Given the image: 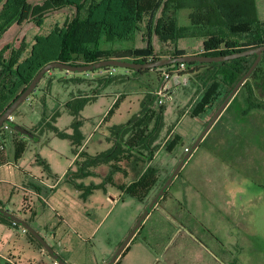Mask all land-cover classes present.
I'll use <instances>...</instances> for the list:
<instances>
[{
    "label": "rangeland",
    "instance_id": "1",
    "mask_svg": "<svg viewBox=\"0 0 264 264\" xmlns=\"http://www.w3.org/2000/svg\"><path fill=\"white\" fill-rule=\"evenodd\" d=\"M29 2L35 5L42 0ZM257 6L259 17L264 21V0H257ZM75 13L74 8L49 13L42 26L34 20L23 25L14 24L6 38L2 40L8 31L0 38V54L3 53V59L7 61L12 49L25 46L21 61L25 60L37 37L48 35L56 25L63 26L68 19L75 17ZM189 13V9L178 11V27L190 25ZM160 15L161 9L147 16L141 32L133 40L103 43L101 48L122 54L138 49L141 50L138 56L141 59L152 57L148 54L149 43L154 56L160 59L171 58L176 50L185 55L202 53V39H180L177 45L161 42L153 32L154 22ZM248 47L247 44L243 46ZM73 63L85 64L83 60ZM164 73L168 71L159 69L135 75L124 68L91 72L56 69L47 73L14 113L15 123L33 131L44 119V123H52L58 130L75 137L77 129L80 137L77 149L70 139L61 138L53 129L43 126L35 138L17 135L25 144V152L16 160L15 133L0 128V163H12L6 165L2 178L18 181L22 187L34 185L52 207H47L39 196L16 188V192L29 201L27 208L33 211L40 225L46 222L49 214L52 216L64 205L79 211L77 206L82 204L86 213L95 219L92 230L84 229L77 212L74 223L69 220V225L64 226L66 232L61 233L68 249L73 248L74 258H81L84 253L89 258V261L80 259L82 264H102L113 257L153 198L189 153H185V147L193 148L217 110L212 109L200 119L191 118V81L188 76L177 75L166 81ZM110 74L115 76V81L105 84ZM16 84L17 80L8 78L0 67V92L2 88L6 93L14 90ZM251 85L255 88L256 102L264 104V75ZM164 87L170 88L165 101L166 131H171L168 138L181 135L185 147H178L173 153L163 148L158 151L151 165L157 169L159 180L144 201L124 195L108 181L112 176L114 183L128 184L138 178L143 167L135 162L122 163L127 174L112 171L109 165L98 167L94 175L82 180L86 186H98L90 194L86 190L80 191L64 178L71 167L76 169L74 162L79 152L84 150L94 156L109 149L110 128L127 123L139 112L140 100L145 96L143 93L153 92L159 106L156 91ZM95 92L98 96L93 94ZM79 96H92L94 99L86 103L75 117L66 104ZM116 96L123 101L114 107ZM248 102L246 93L241 92L191 153L162 197V211L156 210L150 219L145 220L142 224L144 229L141 226L128 245L130 249L122 264H264V110L248 111ZM193 193L199 195L195 201ZM111 197H115V203ZM48 233L46 229L41 231L52 247L60 249L57 246L60 234L54 239ZM243 236H246V241ZM63 257L66 259L67 256Z\"/></svg>",
    "mask_w": 264,
    "mask_h": 264
},
{
    "label": "trees",
    "instance_id": "2",
    "mask_svg": "<svg viewBox=\"0 0 264 264\" xmlns=\"http://www.w3.org/2000/svg\"><path fill=\"white\" fill-rule=\"evenodd\" d=\"M64 8H74L75 17L68 19L63 26L56 25L48 35L37 37L25 60L21 61L25 46L12 49L7 61L3 59V53L0 54L2 72L8 78L17 80L14 90L6 93V90L2 88L0 92V117L27 88L38 72L50 62L61 61L74 64V61L83 60L85 64H91L115 58L145 63L160 59L154 56L150 43L148 54L152 57L142 59L138 57L141 55V50L138 49L122 54L101 48L103 43L133 40L141 32L145 18L160 9L161 15L154 22L153 32L163 43L171 42L177 45L180 39H202L203 51L199 55L206 56H224L264 45V21L259 17L257 0H164L163 2L162 0H42V3L35 5L29 0H0V38L14 24L23 25L34 20L42 26L47 14ZM183 9L190 10L188 15L190 25L178 27L177 13ZM245 44L249 47L243 48ZM182 55L185 53L176 50L171 57ZM255 59L254 55L218 63H176L155 70L146 69L139 72L133 69L127 70L135 75H144L151 71L166 69L170 76H188L192 83L190 105L192 104L193 107L190 117L200 119L212 109L219 108L248 72ZM262 75H264V54L260 64L232 101L241 92H245L249 101L248 111L264 110V104L256 102L255 88L251 85V82L260 80ZM114 77L110 74L105 84H112L115 81ZM93 94L98 96L97 92ZM143 94L145 96L140 100L139 112L127 123L110 128L108 138L110 147L97 155L91 156L84 150L78 153L76 149L80 145V137L77 129V137L70 136L58 130L52 123H44L43 119L31 132L36 136L43 126H48L59 137L72 141L76 154L78 153V158L74 162L76 169L73 170L71 167L64 178L80 191L86 190L87 194L98 186H83L82 180L94 175L98 167L109 165L112 171L127 174L122 163L138 160L137 165L143 167V173L134 182L129 185H117L113 182L112 176L108 177V181L118 187L124 195L142 202L150 195L159 180L157 169L151 165L158 151L163 148L168 153H173L178 147H185L184 139L179 134L168 138L171 131L168 129L166 131V103L157 106V97L153 92L146 91ZM93 99L92 96L74 97L66 104V107L72 109V115L76 117L86 103ZM121 101L123 100L119 97L114 107ZM57 116L58 113L53 116V119L55 120ZM13 131L16 136L20 135L16 130L13 129ZM14 147L16 160H19L25 152V144L22 140L15 139ZM0 218L12 224L11 219L3 215H0ZM27 234L42 248L37 239L28 232ZM128 249L129 247L123 255Z\"/></svg>",
    "mask_w": 264,
    "mask_h": 264
},
{
    "label": "water",
    "instance_id": "3",
    "mask_svg": "<svg viewBox=\"0 0 264 264\" xmlns=\"http://www.w3.org/2000/svg\"><path fill=\"white\" fill-rule=\"evenodd\" d=\"M264 54V45H260L257 47L249 48L240 52H235L229 55L224 56H206V55H182L178 57H171V58H165V59H158L154 61H149L145 63H136L131 61H126L122 59H105L98 62H94L91 64H84V65H74L70 63H65L61 61H53L49 64L45 65L38 74L34 77V79L31 81V83L27 86V88L11 103V105L4 111V113L0 117V127L5 123L8 122V118L13 115V113L29 98V96L34 92L39 82L43 79V77L56 69H62L67 72H91L94 70H99L102 68L106 69H115V68H124V69H133L136 72H139L141 70H155L167 65L176 64V63H218V62H225L234 60L237 58H243L248 56H256V59L248 72L240 79V81L236 84V86L233 88V90L229 93V95L225 98L223 103L219 106L213 117L210 119L208 124L205 126V129L197 139L195 145L191 149V152L188 153L182 161L179 163L173 174L170 176V178L167 180V182L162 186L160 191L157 193V195L153 198L149 206L146 208L144 213L139 218L137 224L134 226L130 234L127 236V238L122 242L120 247L118 248L117 252L113 255V257L106 263V264H115L116 261L119 259V257L122 255V253L125 251V249L128 247L132 239L135 237L139 229L141 228L142 224L145 222L149 214L153 211V209L156 207V205L159 203L161 198L166 193L169 186L172 184L174 179L177 177V175L180 173L184 165L187 163V161L190 158L191 153L197 148V146L200 144V142L205 138V136L209 133V131L212 129V127L215 125V123L218 121L220 116L223 114L225 109L228 107L230 102L232 101L233 97L238 93L240 88L244 85L246 80L252 75L256 67L260 64L262 60V55ZM11 126L14 130L19 132L22 136H27L29 138H35V134H33L31 131L21 127L20 125L16 123H11ZM0 215H3L12 221L17 222L21 227L25 228L29 234H31L35 239H37L44 250L48 254H50L53 259L58 264H68L65 260H63L57 252L50 246V244L43 238L39 232L30 225L27 221L23 220L22 218L10 213L7 210L0 209Z\"/></svg>",
    "mask_w": 264,
    "mask_h": 264
},
{
    "label": "crops",
    "instance_id": "4",
    "mask_svg": "<svg viewBox=\"0 0 264 264\" xmlns=\"http://www.w3.org/2000/svg\"><path fill=\"white\" fill-rule=\"evenodd\" d=\"M10 29L4 35L2 40L6 38V36L10 32ZM194 54H196V53H194ZM158 92L159 91H156V93H158ZM116 98H118V96H116ZM15 137H16L15 139L20 140V138L17 137L16 135H15ZM190 152H191V150H190ZM193 152H192V154H193ZM131 162H135L137 164L138 160H133ZM11 164L12 163H8V164L7 163H0V209L7 210L10 213H12V214L22 218L23 220L27 221L30 225H32L39 232V234L42 237H44V235L41 234V231H43L45 229L49 232L48 234L53 235L54 239H56L55 237L57 236V234H60L61 239L59 241H57V244H58L57 246L60 247V249H58V250H60V251L55 249L56 247L55 248L52 247V248L57 252V254L60 257L63 258V260H67V261L69 260V262H73L74 264H82L80 259L81 260L86 259L89 261V258L87 256H85V253L81 258H77V257L74 258V256L72 255L73 254V251H72L73 248H71V250L68 249L66 239L63 238L64 234L62 235L61 233L66 232V228L64 226L69 225V223H68L69 220H71V222L74 223L75 215L77 212H78V216H80V218L82 219V226L84 229L88 228L89 230H92L94 227V220L95 219H93V217L90 214L86 213V211L82 207V204H79L77 206V209L79 211L73 210L70 206L64 205L63 207L61 206V209L59 211L55 210V213L51 212V213H53L52 216H50V214H49L46 222L43 225H40V223L38 222V219L34 215L33 211L31 209L27 208L29 206V201L26 198L24 199L23 195L20 192L17 193L16 188L20 189L21 191H25L26 194L29 193V194L34 195V196H36V195L39 196V198L43 202H45L47 207H50V208H52V207L50 206L48 200L43 195H41L42 191L37 190L34 185H31L30 187H22V186H20L18 181L16 182V181H11V180H7V179L2 178V176L5 174V172H3V171L5 170L6 165H11ZM142 173H143V171L141 173H139V176ZM139 176H138V178H139ZM11 177H13L15 180L17 179V176L11 175ZM60 179H61V177L59 178V180ZM136 179H134L130 183L134 182ZM58 181H57V183H58ZM130 183H128V184L126 183V184L129 185ZM38 185H40V184H38ZM117 185H121V184H117ZM83 186H86V185L83 184ZM90 192H92V191H90ZM192 197H193V201H195L196 199L199 198V195L193 193ZM111 200L114 203L116 202L115 197H111ZM203 203H207V201H204ZM160 204H161V200L156 205V207L153 209V211L149 214L146 221L148 219H150V217L152 216V214L156 210L162 211ZM16 212H19V213H16ZM141 229H144V226H142ZM71 239L69 241L70 243H72ZM243 239L246 241V236H243ZM129 249H130V247H129ZM128 250L126 251V253L124 255H123L124 252L122 253V255L119 257V259L116 261V263L118 261H119L118 264L123 263L122 261H123L125 255L128 253ZM88 251H90V250H88ZM63 255L67 256L66 259H64ZM47 259H49V260H47ZM0 262H1L0 264H53V262L55 263V260L53 259V257L50 254H48L46 252V250H44L43 247L41 248L35 241H33L28 234L23 233L21 228L14 227V226H12L10 221L5 220L3 218H0ZM106 262L107 261H104L102 264H106Z\"/></svg>",
    "mask_w": 264,
    "mask_h": 264
},
{
    "label": "built area",
    "instance_id": "5",
    "mask_svg": "<svg viewBox=\"0 0 264 264\" xmlns=\"http://www.w3.org/2000/svg\"><path fill=\"white\" fill-rule=\"evenodd\" d=\"M163 76H164V79L166 81L171 79V76L169 73H164ZM169 94H170V88L169 87L162 88L158 92V100H157L158 105L163 104L166 101V99H168ZM14 122H15V117L13 115H11L8 118V122H5L0 128H2L4 131H13L11 123H14ZM184 151L186 153L190 152L189 147H185ZM12 226L21 228L22 232L27 234V230L25 228L21 227L17 222L12 221ZM55 264H58V263L55 261Z\"/></svg>",
    "mask_w": 264,
    "mask_h": 264
}]
</instances>
